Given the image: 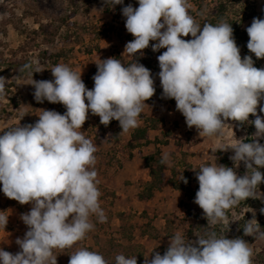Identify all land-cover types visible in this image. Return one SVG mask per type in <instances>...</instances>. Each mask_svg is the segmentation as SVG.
I'll return each instance as SVG.
<instances>
[{"label": "clouds", "instance_id": "obj_1", "mask_svg": "<svg viewBox=\"0 0 264 264\" xmlns=\"http://www.w3.org/2000/svg\"><path fill=\"white\" fill-rule=\"evenodd\" d=\"M109 7L124 0H103ZM122 8L125 28L134 39L127 42L124 53L133 57L125 65L110 57L100 60L89 90L76 72L66 64H57L50 71L53 80H34L30 85L38 103L45 100L62 104L66 111L41 110L34 124L14 126L0 135V185L4 195L21 205L31 204L22 214L27 226L24 237L17 238L21 251L13 254L0 248V264H57L55 250L74 248L95 229L91 217L106 223L101 207L96 170L97 146L83 134L88 114L100 118L108 126L119 122L122 133L139 126L145 102L155 94L151 71L138 62V56L151 44L153 52L166 49L157 59L162 98L174 99L176 110L185 118L188 128L200 137L223 135L226 121L251 123L255 133L251 142L221 148L231 149L233 167L202 164L196 172L199 184L194 203L203 210L207 226L228 223V211L249 198L264 200L259 186L264 183V117L258 114L264 100V68L254 66L251 55L242 58L234 38L232 24L221 20L201 26L190 14L189 0H138ZM247 49L257 59H264V19L254 17L246 28ZM191 36V39L183 37ZM25 64L19 71L31 69ZM43 70L37 68L31 72ZM6 78L0 76V98L5 95ZM264 113V106H259ZM255 119L249 121V116ZM170 159L164 153L161 163ZM241 162L244 175L235 169ZM195 171V170H194ZM185 184L188 180L181 175ZM247 220L245 236L264 240V231L255 219ZM264 213V208L260 209ZM8 217L0 215V226ZM221 231H223L221 229ZM195 241L177 231L163 255L155 253L144 264H253L254 252L243 238L229 239L209 230ZM68 264H108L104 256L86 247H77L69 254ZM116 264H137L136 256L115 257Z\"/></svg>", "mask_w": 264, "mask_h": 264}, {"label": "rangeland", "instance_id": "obj_2", "mask_svg": "<svg viewBox=\"0 0 264 264\" xmlns=\"http://www.w3.org/2000/svg\"><path fill=\"white\" fill-rule=\"evenodd\" d=\"M202 2L207 7L213 4V0H189L192 16L197 4ZM128 4L139 6L138 0H124L122 5L114 8L103 0H0V76L4 73L6 78L5 95L0 98V135L19 124H34L42 109L59 112L57 103L36 102L35 89L30 85L32 78L53 80L50 71L53 66L66 64L74 71L82 72L81 78L91 90L94 87L92 78L97 72L96 63L100 60L115 57L125 65L133 62V57L122 54L126 43L134 39L127 32L126 18L122 15V8ZM255 9L258 13L263 12L264 0H257ZM152 43L155 42H150L143 55L138 56V62L151 71L156 89L154 96L145 102L147 105L139 125L144 118H155L157 129L148 132L150 142L142 141V145L132 150L126 144L133 129L128 133L120 132L118 144L108 140L98 144L94 138V127L100 118L89 112L81 130L98 149L95 167L101 192L99 200L108 219L106 223H100L97 217L92 216L95 229L74 248L63 252L55 250L57 264H68L69 254L77 247L97 251L108 264H116L115 257L120 254L141 257L140 264H144L145 258L150 260L155 253L163 255L170 238L177 231L184 233L188 240L195 241L197 235L202 236L209 230L216 231L218 235L228 233L229 239L243 238L253 249V264H264V257L259 256L264 250V240L243 234L245 222L253 218L250 208L255 210L257 221L258 217L264 221V213L260 212L264 208V200L249 198L228 211L227 224L207 226L203 210L194 203L195 195L193 198L187 195L190 188L194 194L198 191L196 172L199 166L222 164L220 158L223 157L230 160L233 151L220 149L237 143V139L251 142L256 131L254 124L229 120L223 135L212 138L200 137L195 127L188 128L185 118L176 110L175 100L162 98L157 57L166 49L153 52ZM42 50L60 52L58 63H45L40 55ZM241 56L246 55L241 51ZM252 58L254 60V56ZM25 64H31V69L20 72ZM37 68L43 71L34 72L32 77L31 72ZM259 106H263L262 101ZM259 106L257 112L264 117ZM254 119L255 116H249V121ZM111 122L113 128L118 127V121ZM157 138L164 143H152ZM259 142L264 144V138ZM156 148L160 149L161 155L170 154L167 174L176 183H169L156 191L150 200L140 201L137 194L150 180L144 158L155 153ZM218 151L222 152L221 157L217 156ZM235 170L241 176L246 172L242 162ZM181 175L189 184L180 180ZM259 191L264 193L261 189ZM30 210L31 204L21 205L7 198L0 185V215L8 217L5 228L0 226V248L13 254L21 251L16 240L22 239L28 230L21 215Z\"/></svg>", "mask_w": 264, "mask_h": 264}, {"label": "trees", "instance_id": "obj_3", "mask_svg": "<svg viewBox=\"0 0 264 264\" xmlns=\"http://www.w3.org/2000/svg\"><path fill=\"white\" fill-rule=\"evenodd\" d=\"M256 1L257 0H213L212 6L209 7L205 6L202 2L197 4V9L194 12L193 17L201 26H203V24L205 23L216 24L221 20H225L228 23L232 24L234 30V38L236 40L237 46L240 47L244 55L254 56V66L257 68H261L264 65V59H257L254 54L249 52L246 46L249 39L246 28L251 25L254 17L264 19V11L258 13L255 9ZM40 55L41 59H43L45 63H51L52 65L57 64L61 57L60 52H51L49 50H42ZM2 75L4 76V73H2ZM262 103L264 106V100H262ZM57 105L59 106L60 114H64L66 108L62 104L57 103ZM157 124L158 122L155 118H144L142 123L135 129H133L131 138L127 142L126 146L130 150H132L139 147V145H142V141L144 143L150 142L148 132L150 130L157 129ZM112 125L113 123L110 122L108 126H104L99 121L94 127V138L98 144H101L107 140L116 144L119 143L118 136L122 129L119 125L117 128H113ZM107 135H109V137H107ZM152 143L158 145L164 142L157 138ZM217 156L221 157L222 152L218 151ZM161 157L162 155L160 149L156 148L155 153L149 156H145L144 158V166L149 169L150 180L145 183L142 190L137 194V198L140 201L150 200L154 196L156 191L162 190L169 183H176L168 177V165L167 163L162 164L160 162ZM220 159L222 165L232 167L233 164L227 157H223ZM259 170L262 172V174H264V168H260ZM198 188L199 184L197 182V189ZM259 189L264 192V183H261ZM189 191L190 192L187 194L188 198H193L195 195L194 192L191 190V188ZM257 219L260 227L262 228L261 231H264V221L260 217H258ZM237 226L238 225H236V227ZM225 235L228 237V233H226ZM259 256L261 258L264 257V250L259 254ZM263 259L262 261L264 262ZM140 260L141 257H138L137 264H140Z\"/></svg>", "mask_w": 264, "mask_h": 264}]
</instances>
